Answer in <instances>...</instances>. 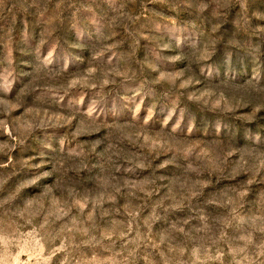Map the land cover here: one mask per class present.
<instances>
[{"label":"rangeland","instance_id":"1","mask_svg":"<svg viewBox=\"0 0 264 264\" xmlns=\"http://www.w3.org/2000/svg\"><path fill=\"white\" fill-rule=\"evenodd\" d=\"M0 264H264V0H0Z\"/></svg>","mask_w":264,"mask_h":264}]
</instances>
